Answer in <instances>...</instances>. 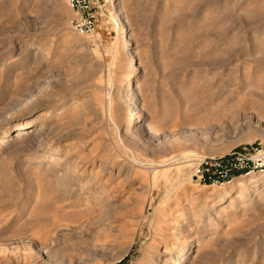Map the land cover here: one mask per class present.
Masks as SVG:
<instances>
[{"label": "rangeland", "instance_id": "374dc122", "mask_svg": "<svg viewBox=\"0 0 264 264\" xmlns=\"http://www.w3.org/2000/svg\"><path fill=\"white\" fill-rule=\"evenodd\" d=\"M116 4L90 37L66 0H0V264H264V169L193 176L264 154V0Z\"/></svg>", "mask_w": 264, "mask_h": 264}, {"label": "built area", "instance_id": "2783aa9c", "mask_svg": "<svg viewBox=\"0 0 264 264\" xmlns=\"http://www.w3.org/2000/svg\"><path fill=\"white\" fill-rule=\"evenodd\" d=\"M74 13L72 22L75 31L93 37L103 22L113 21L118 16L116 0H66ZM264 169V154L252 155L235 151L221 157L203 158L194 167L195 181L205 186L224 185L238 176Z\"/></svg>", "mask_w": 264, "mask_h": 264}, {"label": "bare ground", "instance_id": "6f19581e", "mask_svg": "<svg viewBox=\"0 0 264 264\" xmlns=\"http://www.w3.org/2000/svg\"><path fill=\"white\" fill-rule=\"evenodd\" d=\"M115 21H116V24H117V28L120 30V34L122 35V38H123L124 55L126 57L128 56V58L130 57V60H132V63L129 64L128 69L129 70L137 69L138 65L136 64V62H134V60H135L134 59V46H133L131 40L128 38L126 23H125L123 18H118V19L116 18ZM47 57H49V55H47ZM133 87L134 88L137 87V81L135 82ZM133 87L131 88V90L134 89ZM133 94L134 93H132L131 96H129L130 99L134 98L135 95H133ZM135 104H136L135 101H132V104L130 106H128L130 108L129 109H128V107L126 108V122H125V127L126 128H135L137 126V118L135 116L137 107H136ZM33 125L34 124H31V123L21 124L20 125L21 128L17 129L16 133H14L12 136L8 135L10 130H7L5 132L7 134H6V136L3 139L6 140L5 142H9L11 137H13L16 140L22 139L24 137V135H26L28 132L32 131ZM3 142L4 141H1L2 144H3ZM44 155L50 157V156H57L58 153L56 151H45ZM247 175H249V174H247ZM247 175H245V176H247ZM236 180L237 179H234L231 182H236ZM225 196H226V194H222L220 196V200H223ZM243 196H244L243 192L242 191H238V192H236L234 198H242ZM166 255H171V253L167 252ZM167 261H168V259L165 260V262H167ZM172 264H181L180 258L179 257L176 258V260Z\"/></svg>", "mask_w": 264, "mask_h": 264}]
</instances>
